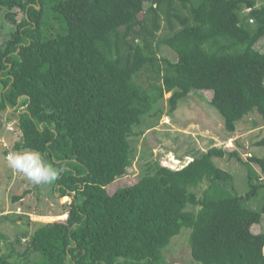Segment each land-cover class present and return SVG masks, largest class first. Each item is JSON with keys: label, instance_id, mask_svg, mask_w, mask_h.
Listing matches in <instances>:
<instances>
[{"label": "trees", "instance_id": "trees-1", "mask_svg": "<svg viewBox=\"0 0 264 264\" xmlns=\"http://www.w3.org/2000/svg\"><path fill=\"white\" fill-rule=\"evenodd\" d=\"M3 8L22 16L5 13L14 26L0 39V109L17 116L15 149L64 167L54 188L71 198L66 219L21 221L0 264H166L184 228L198 264H264V156L242 161L212 145L180 168L155 161L108 189L132 163L134 128L161 117L154 105L166 92L172 112L191 90H212L229 133L250 112L264 120V52L255 48L264 0H0ZM224 156L246 166L247 191L222 186L234 179L215 162Z\"/></svg>", "mask_w": 264, "mask_h": 264}, {"label": "rangeland", "instance_id": "rangeland-1", "mask_svg": "<svg viewBox=\"0 0 264 264\" xmlns=\"http://www.w3.org/2000/svg\"><path fill=\"white\" fill-rule=\"evenodd\" d=\"M10 10L5 8L0 10L1 40L9 35L10 27L14 26L5 16ZM11 11L15 13V19L20 20L22 11L18 8ZM52 24L53 27H57V24ZM255 48L264 52V36L256 42ZM159 54L171 60L177 59L176 53L166 45L160 46ZM212 94V90L209 89L191 90L185 97L179 99L176 109L170 112L168 102L170 92H166L154 105V109L159 108L163 112L161 117L146 116L145 123L134 128L135 131L142 132L130 136L134 153L132 163L126 169V173L109 186V191L135 182L148 170L149 164L155 161L171 168H180L191 160L192 155L198 154V151H204L212 145L224 147L222 143L228 138L233 139V145L227 150L238 151L242 161L250 155L264 156V146L256 145V141L264 135V120L258 112L253 111L245 115L236 123V130L229 133L225 130L221 114L210 103ZM13 111L14 108L0 109V133L4 136L12 135L8 140L10 151H24L14 148V143L17 141L15 136L19 135L20 128ZM17 113L19 111L15 112ZM242 161L227 156L215 158L218 166L230 171L234 176L233 180L222 183L227 191L238 193L248 190L247 169ZM1 166L5 172L3 178H0V206L3 208L6 204L4 208L6 213L2 214V218L0 217V231L6 239L1 238L0 250L7 247L8 242L15 241L18 233L23 229L21 221L24 219L28 218L35 222L62 219L71 198L69 195L60 197L59 191L54 188V183L49 185L31 183L22 174L13 171L3 157H1ZM204 187L206 186L203 185L202 188ZM202 188L195 190L201 194ZM252 202L254 207L259 205V199ZM19 215L23 218L20 219ZM189 234L190 229L184 228L171 239L164 250L166 264H198L190 253Z\"/></svg>", "mask_w": 264, "mask_h": 264}, {"label": "clouds", "instance_id": "clouds-1", "mask_svg": "<svg viewBox=\"0 0 264 264\" xmlns=\"http://www.w3.org/2000/svg\"><path fill=\"white\" fill-rule=\"evenodd\" d=\"M6 160L13 171L35 185L53 184L65 170L63 166L54 167L46 163L41 154L33 150L11 152Z\"/></svg>", "mask_w": 264, "mask_h": 264}, {"label": "crops", "instance_id": "crops-1", "mask_svg": "<svg viewBox=\"0 0 264 264\" xmlns=\"http://www.w3.org/2000/svg\"><path fill=\"white\" fill-rule=\"evenodd\" d=\"M20 134H21V132L19 133L18 136H15L16 137L15 141L19 139ZM11 138H12V135L4 136L3 134L0 133V152L3 154V155L0 154V178H3V174L5 172L3 170V167L1 166V157L5 158V160H6L7 155L12 152L8 149L9 148L8 140ZM190 159L192 160V158H190ZM0 197H1V193H0ZM16 198H19V197H16ZM21 199H23V198H20V200ZM5 207H6V204L3 206V208H1V206H0V217L2 216V214L6 213V211H4ZM15 212H18V211H15ZM20 216H22V215H20ZM32 222H35V221H32ZM31 228H32V225H31ZM0 240H1V238H0Z\"/></svg>", "mask_w": 264, "mask_h": 264}, {"label": "built area", "instance_id": "built-area-1", "mask_svg": "<svg viewBox=\"0 0 264 264\" xmlns=\"http://www.w3.org/2000/svg\"><path fill=\"white\" fill-rule=\"evenodd\" d=\"M251 21V20H250ZM11 128V127H9ZM222 145L224 146V148H230L233 145V139L232 138H228L226 141H224L222 143ZM67 218V213H64L62 216V219H66Z\"/></svg>", "mask_w": 264, "mask_h": 264}]
</instances>
